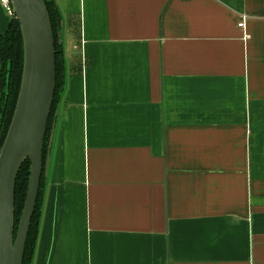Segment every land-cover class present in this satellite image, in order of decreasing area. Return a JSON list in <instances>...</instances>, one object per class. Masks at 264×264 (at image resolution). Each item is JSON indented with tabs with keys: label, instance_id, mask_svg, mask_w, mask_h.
Returning <instances> with one entry per match:
<instances>
[{
	"label": "crops",
	"instance_id": "1",
	"mask_svg": "<svg viewBox=\"0 0 264 264\" xmlns=\"http://www.w3.org/2000/svg\"><path fill=\"white\" fill-rule=\"evenodd\" d=\"M54 1L31 264H264V0Z\"/></svg>",
	"mask_w": 264,
	"mask_h": 264
},
{
	"label": "water",
	"instance_id": "2",
	"mask_svg": "<svg viewBox=\"0 0 264 264\" xmlns=\"http://www.w3.org/2000/svg\"><path fill=\"white\" fill-rule=\"evenodd\" d=\"M9 2L20 28L23 63L13 115L0 147V264H21L41 176L47 174L57 116L56 109L43 159L44 135L55 92V46L44 0ZM26 159L29 175L15 231V184Z\"/></svg>",
	"mask_w": 264,
	"mask_h": 264
},
{
	"label": "trees",
	"instance_id": "3",
	"mask_svg": "<svg viewBox=\"0 0 264 264\" xmlns=\"http://www.w3.org/2000/svg\"><path fill=\"white\" fill-rule=\"evenodd\" d=\"M54 36L55 46V92L51 112L48 117L46 131L43 141V159L45 158L48 145L49 135L51 131L54 112L59 97L63 91L65 82V64L63 57V47L59 43V34L61 31V13L58 10L54 0H44ZM23 63V47L22 37L18 21L10 19L6 29L0 32V147L6 135L10 120L13 115L18 90L20 86L21 73ZM29 175V160L26 159L19 169L16 184H15V205H14V230L17 229V224L23 207L25 198L27 181ZM42 186L43 175L41 176L38 197L35 210L31 218L29 231L26 238L23 259L21 264H31L33 259L37 235L38 224L41 212L42 202Z\"/></svg>",
	"mask_w": 264,
	"mask_h": 264
},
{
	"label": "built area",
	"instance_id": "4",
	"mask_svg": "<svg viewBox=\"0 0 264 264\" xmlns=\"http://www.w3.org/2000/svg\"><path fill=\"white\" fill-rule=\"evenodd\" d=\"M0 3L2 4L4 10L6 11V14L10 17H14L13 9L10 5L9 0H0ZM245 20L246 17L242 16L240 21L238 22V26L244 28L245 27Z\"/></svg>",
	"mask_w": 264,
	"mask_h": 264
},
{
	"label": "rangeland",
	"instance_id": "5",
	"mask_svg": "<svg viewBox=\"0 0 264 264\" xmlns=\"http://www.w3.org/2000/svg\"><path fill=\"white\" fill-rule=\"evenodd\" d=\"M10 19H16V18L15 16L14 17L8 16L2 4L0 3V32L6 29L7 23ZM43 185H44V177H43ZM42 191H43V186H42Z\"/></svg>",
	"mask_w": 264,
	"mask_h": 264
}]
</instances>
